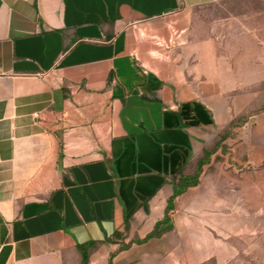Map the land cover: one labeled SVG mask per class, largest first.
Here are the masks:
<instances>
[{
  "label": "crops",
  "instance_id": "obj_1",
  "mask_svg": "<svg viewBox=\"0 0 264 264\" xmlns=\"http://www.w3.org/2000/svg\"><path fill=\"white\" fill-rule=\"evenodd\" d=\"M251 1L0 0V264H102L264 168Z\"/></svg>",
  "mask_w": 264,
  "mask_h": 264
},
{
  "label": "rangeland",
  "instance_id": "obj_2",
  "mask_svg": "<svg viewBox=\"0 0 264 264\" xmlns=\"http://www.w3.org/2000/svg\"><path fill=\"white\" fill-rule=\"evenodd\" d=\"M249 6L263 11L264 0ZM259 41L255 47L258 74L264 73V13L256 20ZM255 93L241 95V128L246 140L264 138V77L257 78ZM217 188L208 189V203L188 211V219L174 213L172 227L159 237L144 241L123 240L102 264H264V168L225 167L218 175ZM143 241L134 243L136 241ZM130 245L128 249L122 247Z\"/></svg>",
  "mask_w": 264,
  "mask_h": 264
},
{
  "label": "trees",
  "instance_id": "obj_3",
  "mask_svg": "<svg viewBox=\"0 0 264 264\" xmlns=\"http://www.w3.org/2000/svg\"><path fill=\"white\" fill-rule=\"evenodd\" d=\"M198 176H199V174L194 179H186V185L187 186L195 185L197 183ZM173 200H174V197H172L170 202H169V205H168V208H167V211H166V216H165L164 220L161 221V222H158L156 224L154 230L144 239V241H149L152 238L161 236V234L163 233V230H164L161 227L164 224H167L169 222L168 213H169V211H171L173 209ZM138 242L141 243L143 241L139 240V241H136L134 243H138ZM96 247L97 246H96L95 242H90V243H88L86 245H79L78 246V248H79V250H80V252L82 253V256H83V264H88L89 263L90 251L95 249ZM129 247H130V245L124 246V247H122V250L128 249Z\"/></svg>",
  "mask_w": 264,
  "mask_h": 264
}]
</instances>
